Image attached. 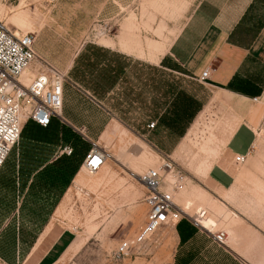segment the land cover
Here are the masks:
<instances>
[{"label": "rangeland", "instance_id": "1", "mask_svg": "<svg viewBox=\"0 0 264 264\" xmlns=\"http://www.w3.org/2000/svg\"><path fill=\"white\" fill-rule=\"evenodd\" d=\"M196 1L0 0L5 27L34 40L30 72L65 73L62 117L46 129L23 122L0 170V264H34L47 242L28 253L50 224L73 234L56 264H264V118L235 165L223 155L216 92L168 53ZM75 140L79 158L90 142L109 155L96 174L82 171L81 183L60 155ZM163 158L184 179L175 205L193 206L114 261L117 244L144 223L139 176ZM209 203L227 220L216 221ZM203 209L216 229L231 232L227 246L193 226Z\"/></svg>", "mask_w": 264, "mask_h": 264}, {"label": "crops", "instance_id": "2", "mask_svg": "<svg viewBox=\"0 0 264 264\" xmlns=\"http://www.w3.org/2000/svg\"><path fill=\"white\" fill-rule=\"evenodd\" d=\"M168 53L195 79L203 71H209L206 84L216 92L218 108L225 114L227 130L223 155L229 159L246 156L254 144L255 130L264 118V0H197ZM60 115L62 117V113ZM205 149L210 150L208 146ZM78 173L77 170L76 182L81 178ZM187 203L178 208L182 213L190 212L193 203ZM208 208L214 214L219 213L215 204L209 203ZM225 216H228L226 212L219 213L216 221L227 220ZM198 218L194 219L207 227L204 232L216 246H227L228 238H234L230 231L216 229L215 220L206 216ZM219 230L228 234L224 245L215 243L211 236V231ZM42 241L47 242V246L37 254L34 264H56L71 245L73 234L68 230L59 231L50 224L27 259L34 257ZM199 257L203 259L204 255Z\"/></svg>", "mask_w": 264, "mask_h": 264}, {"label": "built area", "instance_id": "3", "mask_svg": "<svg viewBox=\"0 0 264 264\" xmlns=\"http://www.w3.org/2000/svg\"><path fill=\"white\" fill-rule=\"evenodd\" d=\"M34 40L31 35L13 33L0 21V170L11 150L17 144L21 125L25 121L46 128L53 118H60L63 109L65 73L55 68L37 70L28 82L23 81L24 72L35 61ZM209 71L205 70L198 77L199 82L206 83ZM154 123L148 125L153 129ZM81 170L86 174H96L109 158L108 153L90 142ZM71 148L66 146L60 155L70 156ZM246 156L237 155L235 165L243 164ZM146 191L144 203L147 211L142 227L133 239H124L115 247L112 258L119 261L126 257L132 248L149 239L162 227L177 223L181 211L174 203L178 186L183 183L182 176L175 172L173 162L163 158L159 163L144 171L139 177ZM205 218V212L199 213ZM194 227L202 224L191 217ZM213 241L224 245L226 232L211 231Z\"/></svg>", "mask_w": 264, "mask_h": 264}, {"label": "trees", "instance_id": "4", "mask_svg": "<svg viewBox=\"0 0 264 264\" xmlns=\"http://www.w3.org/2000/svg\"><path fill=\"white\" fill-rule=\"evenodd\" d=\"M54 119V118H53ZM52 119V120H53ZM52 120H51V122H50V124L46 127V128H48V127H50L51 126V123H52ZM34 124V123H33ZM35 126H37L38 128H40V129H46V128H42V127H40V126H38V125H36V124H34ZM79 145H80V141H77V140H75L74 141V148L73 147H70L71 148V150H72V152H71V155L70 156H65V157H68L69 159H66L65 160V164L68 166V168H70L71 169V172H72V174H73V176L76 174V172H77V170H78V168H79V165L81 164V161H83V159H84V157H85V155H86V153L89 151V149L86 151V152H84V154H81V157L79 158L78 157V151H79ZM89 148H90V146H89ZM10 155V154H9ZM83 156V157H82ZM7 160V159H6ZM6 162V161H5ZM5 164V163H4ZM3 164V165H4ZM3 167V166H2ZM2 169V168H1Z\"/></svg>", "mask_w": 264, "mask_h": 264}, {"label": "bare ground", "instance_id": "5", "mask_svg": "<svg viewBox=\"0 0 264 264\" xmlns=\"http://www.w3.org/2000/svg\"><path fill=\"white\" fill-rule=\"evenodd\" d=\"M36 71V70H35ZM35 71H33L32 73L30 72V68L29 69H27L25 72H24V74H23V81H25V82H28V80L30 79V77L31 76H33L34 74H35ZM59 117L61 118V115H59ZM83 171V170H82ZM81 171V172H82ZM81 172H80V174H81ZM140 177V176H139Z\"/></svg>", "mask_w": 264, "mask_h": 264}]
</instances>
